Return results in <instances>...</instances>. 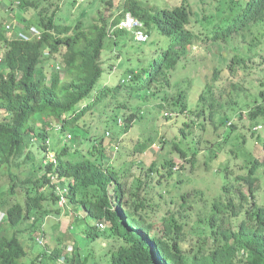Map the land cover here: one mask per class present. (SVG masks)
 Returning a JSON list of instances; mask_svg holds the SVG:
<instances>
[{"label": "trees", "instance_id": "16d2710c", "mask_svg": "<svg viewBox=\"0 0 264 264\" xmlns=\"http://www.w3.org/2000/svg\"><path fill=\"white\" fill-rule=\"evenodd\" d=\"M199 1L202 10L208 12L203 14L202 20L209 25L210 18L211 25L207 29L201 24L198 30L191 28L194 12L188 0L160 10L145 8L138 0H125L122 11L110 23L100 17L89 28H85L81 21L73 26L57 24L54 12L49 14L47 6L40 7L35 1L20 0L19 6L24 11H35L40 33L22 38L14 31L15 35L9 36L0 24V42L4 44L0 68V167H7L10 180L8 197L14 196V202L5 211L4 226H0V264H37L41 256L48 258L46 264L87 262L90 253L78 250L74 243V247L70 248L72 255L66 249L62 262L58 249L49 251L46 243H40L46 234L43 219L53 212L52 206L56 207L54 213L59 216L67 212L68 206L75 213L81 209L84 215L75 217L74 222H82L85 238L95 240L98 236V230L89 225L88 218L106 222L108 237L116 240L109 250L110 264H264V186L261 185L264 181V139L263 159L249 161L246 171L240 167L236 178L219 188L206 209L199 211L197 227L189 219L191 214H183L186 203L190 210L195 211L193 203L187 201L189 192L181 195L182 208L178 211L168 209V217L160 216L158 221L153 215L156 210H161L160 206L176 202L173 198L168 199L167 190L162 186L167 177L175 173L174 169L180 165V171L187 170L190 165V171L195 173L197 168H201L199 153L193 151L189 155V149L181 147L177 138L188 139L191 130L201 129L204 132L205 123H208L207 106L214 120L217 114H224L227 107L237 105L233 96L253 93L243 90L238 80L247 69L252 68L248 63L250 58L238 54L230 58L226 72L213 71L199 94L197 109L188 108L186 89L172 82V71L180 56L195 43H205L208 39L225 40L235 34L250 32L252 27L258 28L256 45L264 40V0ZM53 5L48 6L56 11L57 7L53 8ZM127 11L143 22L149 35L146 42L155 32L167 38L168 45L163 48L158 41L146 53L140 48L143 43L136 42L131 33L113 28ZM206 30H211L212 35H207ZM121 36L136 43L139 52L135 54V59L128 53L124 57L121 52L116 53L109 64V74L118 72V76L112 78L118 79H115L114 85L95 88L103 72L101 53L105 40L109 39L116 45ZM254 92L252 103L247 104L248 111L234 112L236 118L233 121L236 122L229 120L227 123L230 132L236 129L238 121H244L245 115L250 122L258 118L264 122V80L259 82ZM119 94L136 96L142 104L149 103L151 99L159 100V109L166 107L188 119L191 116L195 118L190 122L182 118L178 134L170 142V151L175 154L160 164L162 173L155 161L146 167L142 163L141 154L148 148L146 141L136 143L135 151L130 155L127 151L121 152V156L127 153L128 160L117 168L112 158L116 155L115 147H120L124 139L112 141L109 129L99 138H94L86 152L76 146L81 138L89 136L87 120L94 117L95 107L108 96L118 99ZM140 103L131 108L134 112L116 118L120 110L130 108L126 102L118 103L113 108L110 121L118 127L125 125V133L128 134L134 121L143 117ZM39 117L55 120L54 128L51 125L47 129L63 133L66 129L78 127L84 135L77 139L72 129L70 137L73 136L72 142L76 144L70 145V139H67L54 152L47 142L48 135L33 126ZM119 120L121 124L118 125ZM254 126L261 128L259 123L250 126L251 136L256 132L251 131ZM200 135L194 139L199 141ZM229 135L224 137V142ZM35 142L43 150L40 159L35 158L30 149ZM163 142L167 144L168 141L163 139ZM241 142L247 143L245 134ZM50 153L55 162L47 159ZM111 154L115 155L110 157ZM232 155L238 156L235 151ZM178 159L183 162H177ZM26 164L29 167L23 172L22 179L10 170L11 166L20 168ZM132 165L140 170L134 175V188L130 186ZM155 171L159 172L158 177L154 176ZM232 173L227 170L226 176ZM154 178L156 183H151ZM17 188L22 190L20 202L14 194ZM63 188L68 189L66 207L58 205ZM200 194L202 198L203 193ZM7 204L8 201H1L0 209L3 210ZM75 224L70 226L71 229ZM189 224L191 227L188 229ZM35 244L45 245L44 251L34 254L31 248Z\"/></svg>", "mask_w": 264, "mask_h": 264}, {"label": "rangeland", "instance_id": "374dc122", "mask_svg": "<svg viewBox=\"0 0 264 264\" xmlns=\"http://www.w3.org/2000/svg\"><path fill=\"white\" fill-rule=\"evenodd\" d=\"M16 1L20 0H0V24L3 26L4 23H12L14 25V30L9 31V36H14L16 31L17 33L24 27L26 29L30 25V28H38L36 25V13L32 10H25L16 4ZM35 1L37 4H40V7L47 6L48 13L52 14L54 12V21L57 24L71 25L73 26L77 21H81L85 28H89L90 25L99 20L100 17L107 19L108 23L117 17L123 9V4L125 0H31ZM140 5L146 7H155V9L160 10L163 8H172L175 5H179L181 0H138ZM191 5V9L194 14L192 15L191 28L193 30H198L201 26L210 27V18L208 24L205 20H202L203 14L208 13L204 12L201 8V3L199 0H188ZM54 4V5H53ZM53 8L57 7L56 11L50 10L51 6ZM207 8L208 6L205 5ZM50 10V11H49ZM258 32L257 27H252V30L249 32L239 33L232 35L231 37L226 38L225 40H212L208 39V42L205 43H195L192 48L187 49L185 54H182L178 60V63L175 69L172 71V82L176 83L177 87L186 89L187 91V106L189 109H197L199 105V94L201 93L203 87L206 84V81L211 78L213 71L220 70L226 72L225 69L227 64L230 61V58L234 54L242 55L249 57V64L252 65L251 69H247L243 76L238 79L242 85V89H247L248 91H253L255 93V87L259 84L261 80H264V40L259 41L256 45L257 39L256 35ZM205 33L209 36L212 35L211 30H206ZM206 37V36H205ZM119 42L116 45H113L109 39L105 40V45L101 53V61L103 72L99 78L95 88H99L102 85H114V82L118 79H112L113 77L118 76L116 74H109V64L111 63L113 57L116 56V53H122L124 57L125 53L131 54L135 59V54L139 52V46L136 43L131 42L129 39L126 40L124 36L119 37ZM160 43L161 47L165 48L169 40L165 37L158 36L155 32H152L150 40L143 44H140V48L149 52L151 48H154L156 43ZM250 48V49H249ZM4 52V44L0 42V57ZM118 60V59H117ZM51 63V62H50ZM1 68V62H0ZM112 79V81H111ZM237 81V80H236ZM175 88V86H174ZM174 90L172 89V92ZM253 93H241L237 97L233 96L236 99L237 105L229 106L223 112L224 114H217L213 120L210 117V108L207 106V122L205 123V130L197 129L191 130L190 137L188 139L177 138V141L180 142L186 149H189V155L193 151L199 153V166L195 173L187 170H181L176 168L174 169L175 173L171 177H167V180L163 182V187L165 188L166 196L168 199L173 198L176 202L169 203L168 205L160 206L161 210H156L153 214L156 215V220L158 217L167 216V210L178 211L182 208L181 206V195L189 192L190 197L188 202L193 203L194 210H190L187 206V203L184 204V215H189V219L196 227L198 224L196 220L199 215V211L205 210L206 205L209 204L211 197L216 195L219 191V188L226 182H232L236 177V174L241 170L240 167H243V171H246L249 161L255 159H263V150H262V141L264 139V122L261 118L256 119L254 122H250L247 119V116H244V121H238V126L235 130L230 132L227 123L233 121L235 115L234 112H247L249 108L247 104L252 103ZM126 102L130 107L128 109L120 110L116 118H123L132 111V107L137 103H140L138 97H131L123 94L118 95V99L108 96L103 103H100L95 107V115L92 119L87 120L89 127V136L87 139L81 138L84 134L81 135V128L73 127L72 129L75 132L77 139L81 138V142L76 146L79 147L80 151L86 152L88 146L91 144L94 138H99L105 130L109 129L112 135V141L118 142V140H123L120 142V147L118 146V152L112 158L113 164L119 168L122 166L124 160H128V155L135 151V144L140 143L141 141H146L148 148L141 154L142 163L146 166H149L152 161H155L158 167V171L162 173L161 163L165 159L171 157L175 153H171V138L178 134V129L182 123V118L188 119L183 115H179L170 108L159 109L157 104L160 103L159 100H150L147 104H142L141 109L143 110V117L136 119L134 124L129 127L128 134L125 133L124 127H118L115 123L110 121V118L114 114L115 106L120 102ZM226 102H223L225 104ZM198 104V105H197ZM105 105V106H104ZM201 107V106H199ZM114 108V109H113ZM117 111L115 110V113ZM166 112H171L172 115H166ZM168 117V118H167ZM195 119L193 116L189 117L188 121ZM92 120V121H90ZM201 120L204 121L202 116ZM215 122H213V121ZM55 120H46L45 118L39 117L36 119L35 124L33 123L34 128L38 131L42 130L43 133H46L48 137V143H50L51 149L53 151H58L67 139H70L69 144L74 146L76 143L72 142L73 136L70 137L72 129H66L63 133L58 132L54 129L47 127L55 126ZM236 122V121H233ZM109 123V126L107 125ZM259 123L261 128L258 126L251 127V131H255V135L251 136L249 132L250 126ZM208 124V125H207ZM83 125V124H82ZM83 125V126H85ZM229 125V124H228ZM45 126V128H43ZM107 126V127H106ZM215 127V128H214ZM54 128V127H53ZM70 130V132H69ZM201 131V132H200ZM194 139V137H198ZM229 139L224 142V137L228 134ZM247 136V143L242 144V135ZM114 135V136H113ZM188 135V136H189ZM258 136V138L256 137ZM90 137V138H89ZM191 138V139H190ZM115 139V140H114ZM167 140V144L163 142ZM201 139V140H200ZM173 140V139H172ZM126 141V142H125ZM204 141V142H203ZM124 143L127 144L126 147H123ZM207 143H210L207 145ZM212 144H214L212 146ZM181 146V147H182ZM31 152L34 154L35 158L41 157L43 155L42 148L37 146V143H33L30 146ZM121 149V150H120ZM122 154L121 152H126ZM232 151L237 152V157L232 155ZM113 154L110 157L114 156ZM124 155V156H123ZM21 161V160H20ZM179 163L183 161L178 159L176 160ZM207 163L205 164L204 162ZM185 163V162H184ZM204 163V164H203ZM185 163V167H187ZM29 165L26 164L20 168L17 166H11L10 170L13 173H17L20 179L23 178V172L28 169ZM124 167V166H123ZM7 167H0V202L8 201L3 211L5 212L7 208L11 205V202H14V196L8 197V188L10 180L7 174ZM204 168V169H203ZM194 170V169H193ZM231 170L233 173L229 176H226V171ZM9 171V170H8ZM139 168L132 165L130 179V186L134 188L135 179L134 175L139 172ZM159 172L155 171L154 176L158 177ZM156 183V180L151 182ZM261 185L264 186V181L261 182ZM157 186V185H156ZM150 187V186H149ZM158 187V186H157ZM159 188V187H158ZM152 189V187H150ZM160 189H158L159 191ZM156 192V189L154 190ZM200 192H202V198L199 197ZM22 190L19 188L16 189L17 199L21 201ZM194 194L196 196H194ZM201 195V194H200ZM188 198V197H187ZM53 207V212L49 213L44 217L46 234L44 235L43 243H46L48 250L58 249L60 251V262L63 261L64 252L69 250L68 254L72 255L71 249L74 245H77V249L82 252L90 253V257L85 264H110V252L112 246L116 243L114 238L108 237V227L105 229H99L97 231L98 236L95 240L84 237V232L82 231V222L78 224L74 222L75 217L83 216L84 212L79 211L75 213L71 210V207L68 206L67 212L63 215H57L56 207ZM80 214V215H78ZM188 219V220H189ZM2 220L0 226L3 227ZM89 225L95 224L94 220L88 219ZM76 223V224H75ZM74 227L71 229V225ZM191 224V223H190ZM188 225V229L191 225ZM47 225V226H46ZM194 226V227H195ZM5 227H7L5 225ZM54 227V228H53ZM84 228V227H83ZM194 233V231H192ZM190 233V232H188ZM61 234V235H60ZM21 235V234H20ZM23 235V234H22ZM61 237L57 239V237ZM24 236V235H23ZM42 235H40L41 237ZM189 236V235H187ZM63 238V239H62ZM74 243V245L72 244ZM67 245V248H66ZM69 245V246H68ZM71 245V246H70ZM88 248V249H86ZM31 250L36 254V252L44 251V247L41 245H33ZM34 254H32L34 256ZM32 256V257H33ZM41 260L37 261V264L47 263L48 258L44 256L40 257ZM45 258V259H44ZM29 264V262H28Z\"/></svg>", "mask_w": 264, "mask_h": 264}, {"label": "built area", "instance_id": "2783aa9c", "mask_svg": "<svg viewBox=\"0 0 264 264\" xmlns=\"http://www.w3.org/2000/svg\"><path fill=\"white\" fill-rule=\"evenodd\" d=\"M9 27L10 26L7 25V28H9ZM113 28L123 29V30L131 33L133 35L134 40L136 42H139V43H144L149 38V35L146 31V28L144 27L143 22L141 20H139L138 18H136L130 12H125L123 14V16L121 17V19L119 20V22ZM165 114L171 115V113H168V112H166ZM118 122L121 123L120 120ZM106 135L109 136V133L107 132ZM47 159L49 161L55 162V159L51 153L48 155ZM64 191H65V189H61V191H60L61 196H60V199L58 202V205L60 207H63L65 204V198L62 194ZM101 227H102V225H101Z\"/></svg>", "mask_w": 264, "mask_h": 264}, {"label": "clouds", "instance_id": "9594fccd", "mask_svg": "<svg viewBox=\"0 0 264 264\" xmlns=\"http://www.w3.org/2000/svg\"><path fill=\"white\" fill-rule=\"evenodd\" d=\"M16 4L17 5H19V1H16ZM127 12H129V11H127ZM131 13V12H130ZM124 14V13H123ZM132 14V13H131ZM123 16V15H122ZM137 18V17H136ZM140 20V19H139ZM7 25H9L10 27L9 28H7ZM30 26H33V25H30ZM30 26H29V29H28V27L26 28V29H24V27L22 28V30L20 31V32H18L17 33V35H18V37H22V38H29V37H34L35 35H38L39 33H40V31H39V29L38 28H30ZM145 27V26H144ZM3 28L6 30V31H11V30H14V25L12 24V23H4V25H3ZM0 62L2 63V56L0 57ZM168 113H171V112H168ZM171 115H172V113H171ZM168 116V115H167ZM119 124H121V123H119L118 122V125ZM106 133H107V131H106ZM107 137H109V136H107ZM117 147H115V150L117 151ZM116 151H114V153H116ZM63 189H65V188H63ZM67 190L68 189H65V191L62 193L63 194V196H64V198H65V194L67 193ZM61 195V194H60ZM67 201L65 200V204H64V206L63 207H66V205H67V203H66ZM68 208V207H67ZM79 211H82L81 209H79L78 211H77V213H79ZM76 213V214H77ZM80 215V214H79ZM5 217H6V215H5V212L2 210V209H0V222L2 221V220H5ZM82 217V216H81ZM88 219H91V218H88ZM91 220H93V219H91ZM94 222H95V220H94ZM3 224H4V221H3ZM101 225H102V227H101ZM94 226L96 227V229L99 231V229H105L106 227H108V225H107V223L106 222H104V221H99V222H95V224H94ZM43 239H44V237L41 239V242L40 243H43ZM69 246V245H68ZM71 246V245H70ZM43 247H45V245L43 246Z\"/></svg>", "mask_w": 264, "mask_h": 264}, {"label": "crops", "instance_id": "0c3cea01", "mask_svg": "<svg viewBox=\"0 0 264 264\" xmlns=\"http://www.w3.org/2000/svg\"><path fill=\"white\" fill-rule=\"evenodd\" d=\"M79 215V214H78ZM78 218H81L80 216H78ZM61 235V234H60ZM63 239V238H62Z\"/></svg>", "mask_w": 264, "mask_h": 264}]
</instances>
